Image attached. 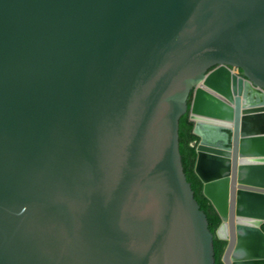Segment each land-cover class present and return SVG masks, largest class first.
Here are the masks:
<instances>
[{"label": "water", "instance_id": "1", "mask_svg": "<svg viewBox=\"0 0 264 264\" xmlns=\"http://www.w3.org/2000/svg\"><path fill=\"white\" fill-rule=\"evenodd\" d=\"M191 95L222 262L264 264V0H0V264H216Z\"/></svg>", "mask_w": 264, "mask_h": 264}, {"label": "trees", "instance_id": "2", "mask_svg": "<svg viewBox=\"0 0 264 264\" xmlns=\"http://www.w3.org/2000/svg\"><path fill=\"white\" fill-rule=\"evenodd\" d=\"M192 97L193 95H191L188 100V112L182 117L180 121L179 135L182 163L187 181L192 187L195 200L198 202L201 211L204 212V214L207 216L209 229L214 235L216 264H223L222 258L228 243L227 241L220 240L217 237V231L222 225V221L212 204L204 196V185L195 174V167L197 162V148L200 139L193 134L194 123L190 121V108L192 104Z\"/></svg>", "mask_w": 264, "mask_h": 264}, {"label": "flooded vegetation", "instance_id": "3", "mask_svg": "<svg viewBox=\"0 0 264 264\" xmlns=\"http://www.w3.org/2000/svg\"><path fill=\"white\" fill-rule=\"evenodd\" d=\"M234 72L239 73L241 75V72L240 71L234 70Z\"/></svg>", "mask_w": 264, "mask_h": 264}]
</instances>
